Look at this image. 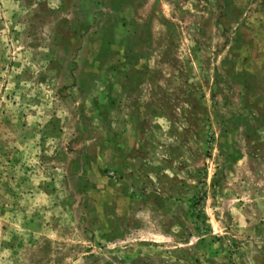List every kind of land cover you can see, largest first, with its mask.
Segmentation results:
<instances>
[{
    "label": "rangeland",
    "instance_id": "1",
    "mask_svg": "<svg viewBox=\"0 0 264 264\" xmlns=\"http://www.w3.org/2000/svg\"><path fill=\"white\" fill-rule=\"evenodd\" d=\"M0 264H264V0H0Z\"/></svg>",
    "mask_w": 264,
    "mask_h": 264
}]
</instances>
